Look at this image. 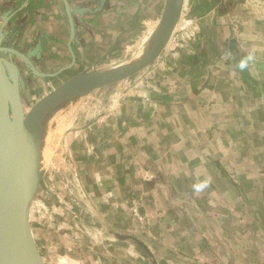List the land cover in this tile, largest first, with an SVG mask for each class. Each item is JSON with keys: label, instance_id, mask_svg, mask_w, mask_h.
I'll use <instances>...</instances> for the list:
<instances>
[{"label": "crops", "instance_id": "obj_1", "mask_svg": "<svg viewBox=\"0 0 264 264\" xmlns=\"http://www.w3.org/2000/svg\"><path fill=\"white\" fill-rule=\"evenodd\" d=\"M231 2L202 0L208 7L202 16ZM165 3L70 0L76 23L72 40L68 15L54 10L50 0H0V41L26 54L43 72L58 75L46 84L64 78L61 83L84 70L125 63L119 61V49L151 35ZM241 4L231 12L238 14ZM234 21L227 35L224 24L216 33L220 49L245 22L260 20L237 16ZM260 30L251 31L258 41L264 39ZM13 53L28 76L27 62ZM201 65L202 71H211ZM173 67L169 84L127 91L116 90V84L65 107L72 123L66 149L56 167L44 172L31 206L33 232L46 264H242L239 234L226 240L224 216L214 212L211 220L202 205L209 194L216 201L225 198L224 161L217 153H225L222 120L228 106L233 109V100L222 94L208 97V88L219 92V86L209 79L195 80L201 68ZM195 87L200 91L193 93ZM193 101L205 109L194 111ZM211 151L216 153L212 157ZM202 183L207 186L197 192L194 185ZM257 243L248 246L257 248ZM209 247L218 255L211 263L204 259ZM223 248L232 249L228 258ZM247 257V264H264V257Z\"/></svg>", "mask_w": 264, "mask_h": 264}, {"label": "rangeland", "instance_id": "obj_2", "mask_svg": "<svg viewBox=\"0 0 264 264\" xmlns=\"http://www.w3.org/2000/svg\"><path fill=\"white\" fill-rule=\"evenodd\" d=\"M232 1L228 6L225 4L216 5L209 16L203 17L202 15L208 7L201 3L202 0H186L180 22L158 60L132 79L119 83L120 85L113 88L118 90L121 87L124 88L123 91H127L129 88H141L147 84L150 87L161 85L159 82H168L169 84L176 72L175 69L172 70L173 66L179 64L188 66V69L191 66L201 68L198 72L194 71L197 73L194 76L195 80L205 82L206 79H209L212 82H218L219 92L215 88L209 87L208 89L212 90H209V92L206 90L208 97L214 98L216 95H220V97L224 95L233 100H231L233 109L228 106L225 119L222 120L225 125V153L222 150L217 153L220 160L223 157L224 168L230 176H223L225 198L222 201L219 196L218 201H216L215 194H212L214 198L209 194L206 202H203L202 205L206 209L208 207V217L211 220L212 217H215L213 216L214 212H219V217L220 215L224 216L226 240L230 237L236 239L239 234L241 240L240 258L243 260L242 264H247L246 262L249 260L247 256L250 254H256V259L260 261L263 260L261 257H264V246L259 247L260 241L264 240V233L258 229L262 228L260 225L264 229V39L258 41L254 37L255 33L253 35L251 33L256 27L260 26V31L264 34V0L262 3L260 0ZM240 4L238 14L231 12ZM217 9H220V11ZM237 16H254L257 20H260L258 24L256 23L259 26L251 21L245 22L244 28L236 30V34L233 33L235 38H231L226 42V48L220 49L219 42H222V40L217 39L216 33H218V30L220 31L224 24L225 34L227 35L228 27L235 25L233 22H235ZM151 35L140 37L134 40L132 44L124 45L119 49V59H121L119 61L128 62L137 59L147 48ZM218 49L225 51V53L221 52V54L216 55ZM250 49H252V52H250ZM249 54L254 58L253 63L249 61L250 66L243 70L240 69L236 58L238 56L245 58ZM201 64L210 67L211 71H202ZM241 70L250 72L251 87L244 84ZM192 73L193 71L189 74ZM58 84L56 82L44 84L38 81L29 87L28 92L30 96H35L51 90ZM256 84L258 88L254 90ZM198 90L199 87H195L193 93ZM192 91L193 89L187 91V94ZM195 102L192 103L194 111L205 109L204 105ZM65 107L59 110L50 120L49 130L53 134L54 130L60 129L54 134L51 145H49V151L45 155L46 158H43L44 172L56 167L60 158H62V152L67 146L65 135L70 130L72 123L70 118L67 117L70 114L65 116ZM216 110L214 108L213 112L215 113ZM214 154L216 153L211 151L209 156L212 157ZM232 180L240 184L241 192ZM209 189L212 190L210 185ZM210 201L213 202V205L210 204ZM253 241L258 242L257 248L248 246ZM246 246L251 248L252 251L249 252ZM204 249H206L204 251L205 260H210V263L212 260H217L216 251H213L211 247ZM230 250L232 251V249ZM230 250L226 248L223 250L226 258H228L227 252Z\"/></svg>", "mask_w": 264, "mask_h": 264}, {"label": "water", "instance_id": "obj_3", "mask_svg": "<svg viewBox=\"0 0 264 264\" xmlns=\"http://www.w3.org/2000/svg\"><path fill=\"white\" fill-rule=\"evenodd\" d=\"M185 1L166 0L149 44L137 59L84 70L35 96L29 95L28 79L11 53L17 52L34 74H52L38 70L30 57L0 41V264H46L31 223V206L44 177L43 125L69 103L130 80L150 67L166 49ZM64 2L75 38L73 8L69 0ZM72 54L71 65L76 59L73 50Z\"/></svg>", "mask_w": 264, "mask_h": 264}, {"label": "flooded vegetation", "instance_id": "obj_4", "mask_svg": "<svg viewBox=\"0 0 264 264\" xmlns=\"http://www.w3.org/2000/svg\"><path fill=\"white\" fill-rule=\"evenodd\" d=\"M51 1V3L53 4V9L54 10H56L57 11V9H60L61 11H63V12H66V14L68 15V18H69V14H68V11H67V8H66V4H65V2H64V0H60V6L58 5V4H56L57 2L55 1V0H50ZM69 2H70V0H69ZM71 5V4H70ZM57 6H59V7H57ZM72 6V5H71ZM72 8H73V6H72ZM80 11H82V10H80ZM72 15H73V17H74V8H73V10H72ZM70 20V19H69ZM74 22H75V17H74ZM71 24V23H70ZM76 39V23H75V38H72V40H75ZM73 42V41H72ZM72 42H71V47H72V50L74 51V49H73V46H72ZM72 50H71V54H72ZM75 53V52H74ZM7 55V54H6ZM16 56V55H15ZM75 56H76V54H75ZM15 60V59H14ZM72 60H73V54H72ZM18 63V62H17ZM33 63V62H32ZM72 63V62H71ZM76 63V59H75V62L73 63V64H75ZM19 65H20V63H18ZM34 64V63H33ZM72 64V65H73ZM27 65L29 66V64L27 63ZM35 65V64H34ZM36 66V65H35ZM20 67H21V65H20ZM36 68L38 69V67L36 66ZM22 69V68H21ZM38 70H40V69H38ZM23 71V70H22ZM28 72H27V74H28V76H29V79H28V76H26V78L28 79V86H27V89L29 90V87L33 84V83H36L35 82V79L34 78H39L40 80H41V82L42 83H44V84H46V83H48L49 82V78H51L52 76L53 77H55V76H58V75H47V76H40V75H37V74H34V72H32V70L30 69V66L28 67V70H27ZM40 71H42V70H40ZM43 72V71H42ZM44 73H46V72H44ZM52 74V73H51ZM58 83H60V81H58ZM57 83V84H58ZM38 243V242H37ZM39 245V244H38ZM40 250H41V248H40Z\"/></svg>", "mask_w": 264, "mask_h": 264}, {"label": "bare ground", "instance_id": "obj_5", "mask_svg": "<svg viewBox=\"0 0 264 264\" xmlns=\"http://www.w3.org/2000/svg\"><path fill=\"white\" fill-rule=\"evenodd\" d=\"M63 124V123H62ZM49 125H50V121H47L43 127H42V132H43V138H42V141H43V146H42V157L43 158H46L45 155L46 153L49 151V145H51V142L53 140V137H54V134L58 132V130L60 128H58L57 130H54V134L52 133V131L49 130ZM62 126V125H61Z\"/></svg>", "mask_w": 264, "mask_h": 264}, {"label": "trees", "instance_id": "obj_6", "mask_svg": "<svg viewBox=\"0 0 264 264\" xmlns=\"http://www.w3.org/2000/svg\"><path fill=\"white\" fill-rule=\"evenodd\" d=\"M216 55H218V52L216 53ZM241 59H243L242 57H237L236 58V61L238 62V63H240V61H241ZM249 69V68H248ZM241 72V75H242V77H243V80H244V84L246 85V86H248V87H251V84L252 83H250V72L248 71V70H244V71H240ZM258 84V83H257ZM257 84H256V86H254V90H256L257 88H258V86H257ZM224 174L226 175V176H229L228 175V172H226V170L224 169ZM230 177V176H229ZM232 182H234L235 183V181L234 180H232ZM236 185H237V187H238V189L240 190V192L242 191L241 190V186H240V184H238V183H235ZM243 193V192H242ZM236 219H240V218H237V217H235Z\"/></svg>", "mask_w": 264, "mask_h": 264}, {"label": "clouds", "instance_id": "obj_7", "mask_svg": "<svg viewBox=\"0 0 264 264\" xmlns=\"http://www.w3.org/2000/svg\"><path fill=\"white\" fill-rule=\"evenodd\" d=\"M252 59H253V56L251 54H249L245 58L241 59V61L239 63L240 69H242V70L245 69L248 66L249 61H251ZM206 186H207L206 183H202V184L194 185V188L197 192H199Z\"/></svg>", "mask_w": 264, "mask_h": 264}]
</instances>
